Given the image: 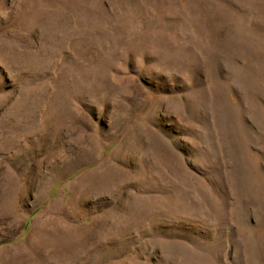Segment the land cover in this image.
Instances as JSON below:
<instances>
[{"label": "rangeland", "instance_id": "obj_1", "mask_svg": "<svg viewBox=\"0 0 264 264\" xmlns=\"http://www.w3.org/2000/svg\"><path fill=\"white\" fill-rule=\"evenodd\" d=\"M0 264H264V0H0Z\"/></svg>", "mask_w": 264, "mask_h": 264}]
</instances>
